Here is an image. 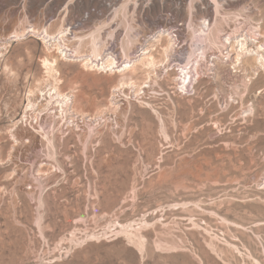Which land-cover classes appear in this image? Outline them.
<instances>
[{"label": "rangeland", "instance_id": "1", "mask_svg": "<svg viewBox=\"0 0 264 264\" xmlns=\"http://www.w3.org/2000/svg\"><path fill=\"white\" fill-rule=\"evenodd\" d=\"M219 1L218 16L214 0H0V264H264V69L217 60L197 82L190 46L223 15L264 33V0ZM61 24L84 52L102 26L118 64L125 41L159 60L167 26L178 57L119 92L116 74L60 59L59 89L80 116H38L50 82L41 60L57 54L28 35ZM18 28L27 35L12 37ZM31 89L34 108L15 127Z\"/></svg>", "mask_w": 264, "mask_h": 264}, {"label": "bare ground", "instance_id": "2", "mask_svg": "<svg viewBox=\"0 0 264 264\" xmlns=\"http://www.w3.org/2000/svg\"><path fill=\"white\" fill-rule=\"evenodd\" d=\"M213 5L215 7V13L216 15H218L219 8L221 7L220 1L214 0ZM122 7L125 8V5H122ZM221 18L219 19L221 20L219 22H217L216 19H214L212 23L207 22V31L209 32L208 35H206V39H198L190 45L192 46L194 44V50H201V55H197L200 60L197 61L196 66L194 67L195 77L194 74L190 75L191 67H189L190 70L186 68L187 65H189L190 61L186 62V65L184 67H179L181 68V71L177 75L180 76L181 81H193V77L194 81H200L202 79V75L208 73L210 74L209 70H212V66H217V60L224 61V59H226V62L228 60L229 62L231 61L230 64L233 66L235 71H238L239 69L237 68L241 63H243V59H245V57H250L253 61L251 67L254 73L258 74L260 69H264V33L260 32V26L249 22L250 20L247 19L248 17L241 13H236L232 17L223 15V17ZM205 20L206 19H202L199 27L202 33L205 30ZM66 30L67 28H65L63 24L59 25L57 30L54 32L50 31L47 26L42 27L40 30L35 26H32L31 31L33 33L28 35L34 38H37L39 36V38L37 39L41 40V43L45 46L44 48L48 52L54 50V53L57 54L56 57L44 56L41 60V66L46 70L50 82L48 84L49 88L47 90L41 91L40 89H38L39 92H41V98L46 101L43 109H39V112L37 113L38 116H41V114L43 115V111L47 109L48 106H50V108H54L55 110L60 108V110H62L66 117L67 115H70V117L73 115L74 118L80 116L76 113H70V108L72 110L73 103L75 101L74 93H71L70 91L63 92L59 89L58 84L61 81L57 77V75H59L57 66L58 60L60 59H75L74 61H78L84 71H100L116 74L118 77V83L114 86L113 91L119 92L124 87L137 86L136 78L132 75L136 73L138 69L144 70L149 76L151 70L156 69V67L160 66V64H163L165 58L168 60L172 56L178 57V49L174 48V43L176 40V29L171 30V28L167 26L163 27V30H159L156 35V37H158L159 39L163 37L166 40V44L161 48V58L159 60L152 54V52H150L151 50L149 49V47L142 48L141 53L138 54V56L131 55L132 52L129 49L131 46L129 47V42L125 41L122 43V53H124V56H121L122 59H124L120 64H118L117 61L119 58H116L113 54L114 50L112 47V41L106 44L100 41L99 35L102 30V26H99L95 28L94 31H92L90 50H88L89 52H86V50L84 52V50H82V46L80 45V43L83 41V37L77 38V40L79 41V45L75 44L70 48L68 44L69 40L67 38L68 32H66ZM34 34L38 35L35 36ZM24 35H27L26 28L14 29L11 33V36L15 38H19ZM129 40L131 41L130 38ZM15 41L17 40L12 39V42ZM8 46L9 44L0 43V58L4 55ZM147 46L150 45L147 44ZM189 54L193 56V50H190ZM232 55L234 56L232 57ZM211 56H213L214 59L210 60L209 58ZM136 58L139 59L138 62H136L137 60H134ZM199 62L200 65L198 64ZM168 65L169 63H164L163 68L168 67ZM2 68L3 71L7 70L6 65H3ZM183 70L185 71L184 73ZM181 73H183V76L181 75ZM28 93L29 94L27 95L26 102L24 104L23 114L15 122V127L17 126V123L22 124V122H26L24 118L26 117L27 111L34 108V102L31 99L33 90L31 89ZM248 111H251V109ZM86 116L87 114H82V118ZM76 120L78 119H72L73 122H75ZM36 122L37 121H35V123ZM22 135L32 134L28 130H23L22 132L18 133V136ZM50 141L51 140H49V142ZM136 245L143 246L142 242L138 240H136Z\"/></svg>", "mask_w": 264, "mask_h": 264}]
</instances>
